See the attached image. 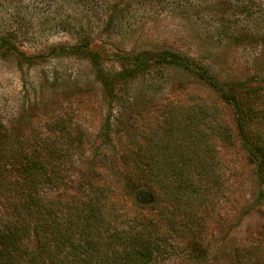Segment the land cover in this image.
<instances>
[{"label": "rangeland", "instance_id": "1", "mask_svg": "<svg viewBox=\"0 0 264 264\" xmlns=\"http://www.w3.org/2000/svg\"><path fill=\"white\" fill-rule=\"evenodd\" d=\"M78 26L90 46L60 51ZM2 38L0 140L65 152L51 195L93 182L112 226L174 227L154 264L264 260V0H0Z\"/></svg>", "mask_w": 264, "mask_h": 264}, {"label": "trees", "instance_id": "2", "mask_svg": "<svg viewBox=\"0 0 264 264\" xmlns=\"http://www.w3.org/2000/svg\"><path fill=\"white\" fill-rule=\"evenodd\" d=\"M87 31L83 26L75 28L79 43L61 44L59 50L70 53L89 47ZM140 68L135 65L128 73ZM143 69H147L146 63ZM101 80L112 89L104 76ZM42 143L29 145L11 135L0 140V207L10 214L0 221V264H154L167 253L168 231L174 227L169 225L167 230L150 213L132 217L124 227L112 226L104 216L105 193L99 184L81 185L80 195H69L66 200L51 195L64 187L59 165L66 154L44 140ZM129 170V188L152 193L155 181L151 175L144 174L136 162ZM162 199L165 204L173 200L168 192ZM188 204L172 206L184 214V223L194 218L191 208L185 206ZM172 209L171 213L169 207L159 212L168 223ZM236 264H264V260H238Z\"/></svg>", "mask_w": 264, "mask_h": 264}]
</instances>
